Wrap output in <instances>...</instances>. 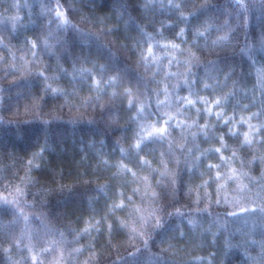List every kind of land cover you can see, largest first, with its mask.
Wrapping results in <instances>:
<instances>
[{"label":"trees","instance_id":"16d2710c","mask_svg":"<svg viewBox=\"0 0 264 264\" xmlns=\"http://www.w3.org/2000/svg\"><path fill=\"white\" fill-rule=\"evenodd\" d=\"M225 17L230 43L211 44L217 28L193 43ZM149 41L180 44L181 69L188 47L199 56L169 85L185 121L170 122L171 149L155 137L133 147L159 117L155 97L139 113L123 91L143 92ZM0 55V264H264V0H0Z\"/></svg>","mask_w":264,"mask_h":264},{"label":"clouds","instance_id":"9594fccd","mask_svg":"<svg viewBox=\"0 0 264 264\" xmlns=\"http://www.w3.org/2000/svg\"><path fill=\"white\" fill-rule=\"evenodd\" d=\"M236 2L240 5L241 9H245L247 7V0H236ZM186 15V14H185ZM244 27H249V17L245 15L244 17ZM61 23L67 24L68 19L67 16H63ZM213 28H217L218 31L214 33L211 37V44L214 46H223L227 45L231 41V37L233 32H235V27L230 26V20L228 17H225L222 21H220L219 24L215 22H209L205 21L202 25L197 26L194 29V38L193 43H195V37H205L206 39L209 36V33L212 32ZM185 33V29L181 28L178 35L183 36ZM29 43L31 44L32 48L35 49L37 47L36 41L34 39H30ZM160 45V48L158 49L156 47V43L149 41L146 46L143 47V50L141 53L138 54V60L137 63L142 65V71L144 73V89L143 92H141L138 88L134 89L131 86H126L124 88V94L128 97L127 99V107H132L133 103L136 104V111L139 113H144L146 108H149L150 110V102L152 97H155V103L158 106L159 111V117L154 116L153 119L145 121L141 127L140 131L137 133V135L140 137V140H134L133 141V147L139 148L140 143L143 140L151 139L153 137L157 139L167 140L168 141V148H172V139H171V132L172 128L169 126L170 122L174 121V124L172 126L179 129L182 124L185 123V121L177 119V113H180L182 111L181 107H177L175 111H169L168 105H170V88L169 85H171V89L175 90L178 89L179 84L174 80L173 78L178 77H187L189 73L192 72L193 62L199 60V56L196 51H194L191 47H188L187 53L191 60H184L183 65L184 67L181 69L180 62L177 60V52L182 51L181 45L177 44L173 41H159L157 42ZM251 41H249V47H251ZM163 49V50H160ZM168 49H173V51H168ZM243 50V49H242ZM36 53L33 51L32 55L34 56ZM167 58V59H165ZM3 59V56L0 55V60ZM23 59V56L21 57ZM27 65V62H25V66ZM12 67H15V65H12ZM175 68V70H174ZM88 71H91V69H87ZM23 75V72L21 73ZM117 75L113 74L108 76L107 82H116ZM154 84L156 87L151 89V96H149V84ZM93 88L99 89L101 87V81L98 77L95 75L93 76V82H92ZM46 87H51L52 92L56 93L59 91H62V89L58 87H53L50 84H46ZM177 100L180 99L179 96L176 97ZM186 103H193V101L187 97L184 98ZM163 106V107H160ZM219 115V114H218ZM136 117V113H133V118ZM229 117H225L222 123H227ZM235 126L229 129L230 134H235ZM255 131L258 133L259 128H256ZM244 137L243 142H250L249 140V133L244 132L242 133ZM220 142L221 147L225 144L224 136L220 135ZM179 148H183V143H178L176 145ZM216 151L219 152L220 148H216ZM235 155V152L233 153ZM221 159L223 160L224 157L221 155ZM161 162L164 163L165 168H167V164L163 161V154H161ZM175 162L179 164V157H176ZM142 164H149V161L147 158L142 157L141 158ZM211 167L214 169L219 168V165L212 164ZM152 171H156V169H152ZM234 172V169H229V174L227 175V179H233V175L231 174ZM163 174V173H161ZM214 178L217 181H221L222 174L220 172L214 173ZM147 179V177H145ZM209 181H205L204 183L207 184ZM224 184L220 183L218 187H223ZM151 195L155 196L157 193L152 192ZM120 207H123V205H118ZM135 211L140 215V224L137 228L135 225L132 226V231L137 232L140 235H143L144 232L147 230V224H148V218L144 216L141 207L139 205H134ZM154 215V213H153ZM153 227H159L160 226V220L158 217H156L155 224L152 225ZM134 254V253H130Z\"/></svg>","mask_w":264,"mask_h":264}]
</instances>
